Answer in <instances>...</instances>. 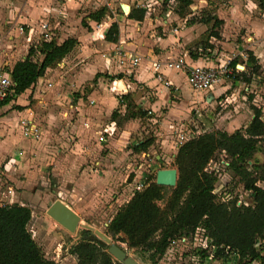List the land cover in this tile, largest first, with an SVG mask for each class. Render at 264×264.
<instances>
[{
    "label": "crops",
    "instance_id": "0c3cea01",
    "mask_svg": "<svg viewBox=\"0 0 264 264\" xmlns=\"http://www.w3.org/2000/svg\"><path fill=\"white\" fill-rule=\"evenodd\" d=\"M39 1L43 10L37 24L27 18L22 10H19V13L15 12L19 9L15 5L6 9L0 2L2 72L10 78V71L15 62L22 60L28 48L36 46L40 40L52 39L59 45L67 39H72L74 43L54 64L46 67L22 93L13 94V82L10 78L11 92L0 101V137L7 134L0 141V153L5 149L20 146H28V151L24 154V150L17 148L11 155L12 160L9 159L6 163L0 162V201L4 200V204H9L8 199L13 203L14 196L18 193H23L25 196L34 193L32 179L35 177V170L25 168V162L26 159L28 161L31 159L32 166L37 155L32 157L33 154L29 151L35 152L33 146H36L41 136V144L56 139V142L66 145L59 150L57 156L50 157L48 149L45 150L47 153H43L47 157V168L50 170L47 175L58 177V181L74 178L77 172L80 176L88 173L89 166L78 164L79 158L85 157L78 150L81 151L80 146L83 143L89 145L91 137L98 141L96 145L102 142L101 144L108 149L105 155L107 157L111 145L119 143L125 147V144L132 141L133 134L141 136L142 133H147L146 126L151 127L152 133L148 137H151L152 141L145 151L138 153L148 156L147 152H152L151 150L156 147L160 150L159 155L153 157L164 167L165 155L170 153L172 158L175 155L177 134L182 132L188 135L190 131L188 123L192 121L190 117L192 110L199 107L202 100L208 102L230 89L232 83L235 85V80L231 82L227 79L213 83L208 90H193L186 82L187 68L190 66L217 68L226 63L228 68H231L229 74H232L233 67H248L253 59H259L256 53H252L255 54L254 57L247 58L244 66L238 65L236 51L229 52L236 45L229 42L228 36L231 32L236 33L245 27L253 32L254 37H256L254 31H258V34L264 31V18L258 20V24L255 25L250 14L257 9L264 17V12L257 7V0H244V7L238 15H236L237 0H189L182 15L178 13L176 1L160 0L162 3H170L174 10L172 12L167 9L160 15L161 17L150 14L137 2L138 0L129 3L127 0H122L115 16L109 13L110 10L107 11V6L104 4L95 6L90 11L78 13L86 7L82 5L95 4L99 0ZM26 5L25 0L20 4L22 7ZM205 5L213 8L211 14L201 9ZM122 7L125 10L121 9ZM140 10H143L141 18H139ZM97 16L98 18H95ZM211 16L216 17L221 23L212 27L211 20L204 21ZM172 20L176 22L174 33L171 31L168 34L160 33L168 28ZM43 22L47 24L46 32L49 34L45 38L44 30L41 28ZM113 22L117 25L116 40L109 41L105 39L104 32ZM19 23H22L21 26H18ZM227 27L228 31H226ZM209 30L216 31L218 36L208 35ZM36 32L43 38L36 40L34 37ZM248 38L251 39L250 36ZM193 47L197 48L193 50ZM252 47L253 45L249 49ZM114 48L119 49L121 53L137 56L139 58L137 63L130 66L126 60L125 64L119 65ZM178 57H182L184 61L180 70L168 65ZM152 61L159 62L157 70L152 67ZM111 73L116 74L111 76ZM157 74L160 75V79L156 78ZM28 95L31 104L29 108H24ZM233 95L232 92L226 97L230 100ZM119 97H122L121 100L118 99ZM240 97V101L243 102L244 97ZM89 100H92V104H88ZM255 101L256 95L252 96L250 103L254 106ZM14 102L17 105L14 106L15 109L11 107ZM125 102H131L136 108L142 109L145 115L135 117L124 115ZM135 107L132 110L136 109ZM5 111L7 112L4 113ZM114 111L118 113L112 116ZM251 117L252 113L249 111L248 121ZM116 118H120L119 125L115 121ZM21 120L23 123L20 122ZM28 125L35 128L37 137L22 135V128ZM191 125L197 129L194 123ZM245 126L246 124L243 127ZM223 130L232 132L227 131L226 128ZM195 133L199 134V130L197 129ZM29 140L33 142L30 143ZM69 140L73 145L66 143ZM142 140L144 139L135 140L131 146ZM131 146L128 150L135 152ZM75 153L77 154L74 155ZM129 153L122 149V155ZM93 158H96V154ZM17 164L18 168L19 164H22L26 171L20 179L15 172H9L11 165ZM137 177L142 179H138L137 183L145 182L146 175L141 173L139 177L136 170L133 181H136ZM6 179L11 183L7 182L4 186ZM17 188L21 190L15 191ZM133 192L131 189V194Z\"/></svg>",
    "mask_w": 264,
    "mask_h": 264
},
{
    "label": "trees",
    "instance_id": "16d2710c",
    "mask_svg": "<svg viewBox=\"0 0 264 264\" xmlns=\"http://www.w3.org/2000/svg\"><path fill=\"white\" fill-rule=\"evenodd\" d=\"M174 1L182 15L190 1ZM256 4L264 12V0H257ZM142 15L143 10H140L139 18ZM209 20L212 27L221 23L214 16L204 19L205 22ZM116 35L117 25L113 22L105 30L104 37L115 41ZM208 35L218 36L214 30H209ZM73 43L74 40L67 39L57 45L49 39L30 46L25 57L15 62L10 71L13 94L18 95L28 88ZM125 106L124 115L128 117L145 115V111L131 102H125ZM134 107L136 109L132 110ZM250 108L252 117L242 129L230 133L224 130L202 132L177 146L173 159L176 182L162 207L156 203L162 198V186L148 179L146 186L134 191L114 211L106 224L105 234L125 242L141 260L157 264L172 241L190 236L199 227L213 248V257L232 264H251L255 260L264 264V185L256 184L264 182V171L253 159L257 142L264 135V121L259 108ZM117 113L114 111L112 116ZM151 141L152 138L147 137L133 144L131 149L145 151ZM216 150H222L229 158L227 167L248 191L249 205H235V199L222 202L216 198L213 190L217 177L204 170ZM29 218L30 209L25 205L0 204V264H54L44 257L31 237L27 229ZM260 243L263 245L258 246ZM69 252L76 256L77 264H114L96 240L82 239L73 244ZM195 253L200 257L207 255L204 249H196Z\"/></svg>",
    "mask_w": 264,
    "mask_h": 264
},
{
    "label": "rangeland",
    "instance_id": "374dc122",
    "mask_svg": "<svg viewBox=\"0 0 264 264\" xmlns=\"http://www.w3.org/2000/svg\"><path fill=\"white\" fill-rule=\"evenodd\" d=\"M25 1L27 5L22 7L20 4H23L24 0H0L1 4L4 5L6 9L15 5L19 8L16 9L15 12L19 13V10H22V13L27 18H30V20H33V22L37 24L43 10L42 3H40L39 0ZM127 1L128 3L132 2V0ZM120 2H122V0H99L95 4L91 3V5H82L86 7L79 10L78 13H83L87 10L90 11L93 7L104 4L107 6V11L109 12L110 10L109 13L115 16L119 10ZM137 2L142 4L141 6H144L150 14L157 15L158 17H161L160 15L164 14L167 9L172 12L174 11L170 3H162L160 0H138ZM244 3V0H237L236 15H238V12H241L243 9ZM247 7L249 6L247 5ZM201 9L207 12V14H211L213 11L211 6L206 5ZM119 14H122V12ZM250 14L251 18L254 19L253 23L255 25L258 24V20L264 18L260 15V13H258L257 9L251 11ZM116 18L119 20V16ZM21 24L22 23H19L18 26H21ZM175 26L176 22L172 20L168 28L160 31V33L168 34L170 31L174 33ZM160 28L161 27H159V29ZM228 30L229 28L227 27L226 31ZM254 33L256 34V37L253 36V32L249 31V29L245 27L240 31H236V33L231 32L228 34L229 42L236 45V47L229 52L236 51V60L238 61V65L244 66V61L246 62L247 58L254 57L255 54L253 55L252 53H256L259 56V59H253L250 64H248L249 68L247 66H244V68L236 66L232 68V74H220V80L217 82L229 79L231 82L232 80H235V85L232 83L230 89H227L224 93L208 102H206L205 99L202 100L200 106L192 110L190 113V117L192 118L191 123L196 125L199 133H201L202 130L207 132L223 130L224 128H226L227 131H233L238 128L242 129L243 126L248 123L249 111L252 113L250 106L253 105L250 103V100L254 95H256V105L254 106L260 109L261 118L264 121V31H262L261 34H258V31H254ZM249 36L251 39L248 38ZM34 37H36V40L43 38V36L39 35L37 32ZM200 38L201 37H198V39ZM205 44L207 43L205 42ZM252 45V49H249ZM242 46H244L243 49H241ZM195 48L197 47H193V50H195ZM205 54L208 55V53ZM115 74L116 73H111V76ZM232 75H234V77H231ZM244 77L248 78V80L246 81ZM86 86L88 87L87 84ZM232 92L234 93L233 98L230 100L227 99L226 95H229V93ZM240 96H242V98L244 97L243 102L240 101ZM30 104V95H28L24 108H29ZM14 106H17L15 105V102L11 105V107L15 109L16 107L14 108ZM18 119H16V122ZM116 119L118 121H115L119 125L120 118ZM191 123H188L190 131L188 132L187 138L196 135L195 131L197 129L193 127ZM146 129L148 132L145 134L142 133L141 136L133 134L134 136L132 141L130 140L129 143L125 144V147H122L119 143L111 145V150L107 157H105V155L108 153V149L101 144L102 142H99V144L96 145L95 143H98V141L91 137L89 145L83 143V145L80 146L81 151L78 150L80 154L85 155V157L81 156L79 158L78 164L81 166H89L90 168L88 169V173L85 174V176H80V173L77 172L76 177L65 178L64 181H58V177H51V175H47L48 172L50 173V170L47 168V157L43 153L46 152V149H48L49 156L53 157L59 153V150L66 147V145L56 142V139H51L48 143L44 141L45 144H41L42 136L40 135L41 137L37 140L36 146H33L35 152L29 151L33 154L32 157L37 155L35 161L32 163V166L30 161L31 159H29V161L26 159V162L24 160L26 163L25 168H34L35 170V177L32 179L34 193L26 196L23 193H18L15 195L16 197L14 196L13 202L21 203L30 209V218L27 223V229L29 230L33 240L39 246L45 258L52 260L54 264H77V258L74 254L69 252V248L82 239L89 241L94 240L91 237L89 230H87L88 232L83 231L85 230L83 225H90L91 227L105 233L106 224L111 215L120 205L125 203V200L131 194L132 186L136 185L135 182L137 183L138 179H140L137 177L136 181H133L136 170L139 177L141 176V173L146 175V178L144 179L145 182L140 181L143 184V187L146 186L145 183L147 184L146 180L150 179L154 181L156 169L163 167V164H158V159L153 157L154 155H159L158 152L160 150L154 147L155 149L151 150L152 152H147L148 156L128 150L130 149L129 146H131L135 140L145 139L152 133L150 126H146ZM53 135L54 132L52 133V136ZM6 136L7 134H3L0 137V141H2ZM29 142L31 143L33 141L29 140ZM66 143L73 145V142L70 140ZM257 145L258 148L253 153V159L264 171V135L260 137ZM17 148L24 150V154L28 151V146L5 149L0 153V162L6 163L9 162V159L12 160L13 157L11 155ZM122 149L124 151H129L130 153L122 155ZM76 154L77 153L74 155ZM95 154L96 158H93ZM224 155L226 154L223 153L222 150H216L211 157L212 162L210 167L213 166V163L217 164L219 160L224 159ZM173 159L174 157L172 158L170 153H167L163 159L166 160L164 161L165 165L163 168H175ZM11 166L13 168L11 167L9 172H15L17 178L20 179L21 176L25 175L24 172L26 171L24 170V167H22V164H19V168L18 164ZM217 167L219 168V175L214 188L218 196L216 198L220 199V196L224 197V195L226 196L228 194L229 197L240 200V204L241 202L251 203L248 192L242 187V184L238 180L237 176H235L226 166L224 167L223 165H219ZM7 182L11 183V181L6 179L3 185H7ZM256 184L258 186H262L264 185V182L257 181ZM143 187H141V189ZM171 188L172 187L162 186V198L156 202L158 206L162 207L165 198L170 193ZM16 190L19 191L21 189L17 188L15 191ZM56 199L64 201V203H66V205H68L79 216L78 224L73 232L67 231L46 215L45 210L48 204ZM4 202L5 201L2 200L0 201V204H4ZM7 202L10 203L12 201L8 199ZM119 235L122 236V234ZM111 241L122 247L127 254L135 258L140 264H149L147 261L141 260L133 249L129 248L125 242L113 239H111ZM262 242L264 243V241ZM262 245L263 244L260 243L258 246ZM195 250L196 247H193L192 244L172 243L166 248L163 255L157 261V264H232L230 261H222L221 259L213 256L208 257L210 254H207L208 256L206 255L204 257H200L195 253ZM114 264H116L115 260ZM251 264H259V262L255 260L252 261Z\"/></svg>",
    "mask_w": 264,
    "mask_h": 264
},
{
    "label": "built area",
    "instance_id": "2783aa9c",
    "mask_svg": "<svg viewBox=\"0 0 264 264\" xmlns=\"http://www.w3.org/2000/svg\"><path fill=\"white\" fill-rule=\"evenodd\" d=\"M41 28L44 30V32H43L44 38L47 37L48 36V33L46 32L48 29L47 24L45 22H43L41 24ZM114 51H116V53H117V63L119 65L125 64L126 60H127V64H129L130 66H133L137 63V61L139 59L137 56H132L129 54L121 53L119 51V49H117V48H114ZM151 65L154 68V70H157L159 68L160 64L158 61H152ZM168 65L171 66L172 68L176 69V70H180V69H182V67L184 65L183 58L178 57V58H176V60L172 61ZM222 73H230V69L228 68L226 63L221 64L217 68H210V67H203V66H190L187 68L185 78H186L187 84L193 90H208V89H210V87L212 86L213 83H215L219 80L220 74H222ZM156 78L160 79V75L157 74ZM11 87H12V82H11L9 76L7 74H5L4 72H2V70L0 68V101L2 99H4L8 94H10ZM88 104H92V100H89ZM20 122L23 123V120H21ZM22 135H24L25 137H28V136L37 137V134L35 132V128L30 126V125L24 126L22 128ZM187 139L188 138H187V135L185 133L179 132L176 136V146H179L180 144H182ZM224 157L225 158L219 160V162H217V164L213 163L212 167H210V164L212 162L210 159L207 162L206 166L204 167V170H206L207 172H210L213 175H215L216 177H218V175H219L218 169L219 168L217 166H219V165H223L224 167L228 166L229 158L226 155H224ZM141 187H143V184L141 182H139L136 185H134L132 187V189H133V191H138L141 189ZM245 191H247V190H245ZM213 192L217 193L215 190H213ZM216 196H217V194H216ZM217 199H219V198H217ZM231 199H235V198H231L227 194L226 196L224 195V197L220 196L219 201L225 202V201H228ZM234 204L246 206V205H249L250 203L241 202V204H240V200L235 199ZM196 240H197V244H196ZM172 243L192 244L193 247H196V249H204L207 254H210L209 256L207 255L208 257L212 256L213 248L208 244L207 238L204 236L203 230L199 227H197L190 236L180 237V238L176 239L175 241H172L171 244Z\"/></svg>",
    "mask_w": 264,
    "mask_h": 264
},
{
    "label": "water",
    "instance_id": "95a60500",
    "mask_svg": "<svg viewBox=\"0 0 264 264\" xmlns=\"http://www.w3.org/2000/svg\"><path fill=\"white\" fill-rule=\"evenodd\" d=\"M121 9L125 10L124 7ZM175 182L176 168H160L155 171L154 183L156 185L173 187ZM45 213L69 232L74 231L79 221V216L59 199L49 203ZM83 228L90 231L91 237L100 243L105 251L116 261V264H140L135 258L127 254L122 247L112 242L111 238L104 232L87 224H84Z\"/></svg>",
    "mask_w": 264,
    "mask_h": 264
}]
</instances>
